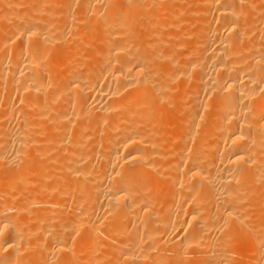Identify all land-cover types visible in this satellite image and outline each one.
<instances>
[{
  "label": "bare ground",
  "instance_id": "1",
  "mask_svg": "<svg viewBox=\"0 0 264 264\" xmlns=\"http://www.w3.org/2000/svg\"><path fill=\"white\" fill-rule=\"evenodd\" d=\"M0 98V264H264V0H0Z\"/></svg>",
  "mask_w": 264,
  "mask_h": 264
},
{
  "label": "rangeland",
  "instance_id": "2",
  "mask_svg": "<svg viewBox=\"0 0 264 264\" xmlns=\"http://www.w3.org/2000/svg\"><path fill=\"white\" fill-rule=\"evenodd\" d=\"M2 20H3V19H2ZM2 20H1V26H2V27H5L6 23H5V22H2ZM3 21H4V20H3ZM2 23H3V25H2ZM4 23H5V24H4ZM6 93H7V92H6ZM4 95H8V94H4ZM4 95H3V96H4ZM12 96H14V95H12ZM3 98H4V97H3ZM3 98H2V99H3ZM5 98H6V96H5ZM13 98H14V101H15V97H10L9 99H10L12 102H14V101H13ZM2 99L0 98V102H1L2 105H3L5 99L3 100V102L1 101ZM1 103H0V104H1ZM14 103H15V102H14ZM14 103H13V104H14ZM2 105H0V106L2 107ZM14 105H15V104H14ZM1 107H0V108H1ZM0 120L2 121V115H1V114H0ZM31 151H32V149H31ZM31 151H29V152H30V153H29V157L26 158V160H28L29 163H30V167L34 164V166H32V168H40V169H41V168L44 167V165H45V167H46V165H47L48 169H45V168H44V169H45L46 171H48V170L50 171V170H51V172H50V175H51V176L55 177V174H53L54 172H57V173H56V174H57V175H56V178H57L58 176H59L58 178H61V177H60V175H61L60 172L64 175V177H65V175H67V173H66L67 171H66V170H65V171H64V169H63V171L60 170V169H62V168H60V167H61L60 164H58V165H57L58 167H56V169L53 170V168L56 166V163H53V162H52V164H51V161H48V160H52V157H53L54 153H50V154H52V155L49 154V157H47V156H44V155H43L44 150H43L42 148L39 149V150H38V149H37V150L35 149V151H37V152H35V153L38 154V156H37V154L34 153V149H33V152H32V153H33L35 156H37V157H35L34 155L31 157V154H32ZM41 151H42V152H41ZM38 152H39V153H38ZM33 157L36 158V159H34ZM45 157H46V158H45ZM29 158H30V160H29ZM50 158H51V159H50ZM37 159H38V160H37ZM40 159H42V160H40ZM26 160H25V161H26ZM34 160H36L37 162L35 161V162L33 163ZM28 161H27V162H28ZM30 161H31V162H30ZM41 161H42V162H41ZM39 162H40L41 164H40ZM47 162H48V163H47ZM25 163H26V162H23V164H25ZM29 163H27V164H29ZM32 163H33V164H32ZM38 163H39L40 165H38ZM23 164H22V165H23ZM35 164H36V165H35ZM48 164H49V165H48ZM53 164H54V165H53ZM25 165H26V164H25ZM35 166H36V167H35ZM37 166H38V167H37ZM23 167L26 168L27 166H26V167L23 166ZM28 167H29V165H28ZM51 167H52V169H51ZM49 168H50V169H49ZM57 168H59V169H57ZM26 170H28V168H26ZM26 170H25V172H26ZM41 170H42V169H41ZM52 170H53L54 172H52ZM56 170H58V171H56ZM59 170H60V172H59ZM64 172H65V173H64ZM26 173H28V172H26ZM48 173H49V172H48ZM48 173H47V174H48ZM51 173H52V174H51ZM63 175H62V176H63ZM158 176H159V175L154 176V178L156 177L155 179H154L153 177H151V182H152L153 180L156 181V179L159 178ZM34 177H35L36 179L39 178V176H34ZM57 180H59V179L54 180V183H55V181H57ZM60 180H63V178H61ZM60 180L58 181L59 183L62 182V181H60ZM37 181H38V180H37ZM37 181L34 182V183L36 184V185L34 184V186H35L36 188H33V191L43 190V189H45L46 187L49 188V187H51L52 185H53V186L55 185L53 182L48 181V182H50V183H52V184L49 185V183L47 182L48 186H46L47 184L45 183V185L42 184L43 187H41L42 185H40L39 182L37 183ZM151 182H150V183H151ZM158 182H159V180H158ZM56 183H57V182H56ZM153 183H154V182H152L151 184H153ZM31 184H32V183H31ZM37 184H38V185H37ZM160 184H161V183H160ZM160 184H159L158 186H160ZM29 185H30V184H29ZM29 185H28V186H29ZM30 186H33V184L30 185ZM55 186H56V185H55ZM55 186H54V187H55ZM154 186H155V187H154ZM154 186H153V187L156 189L155 193L157 194V193L159 192L158 194H159V197H160V198H159L158 202H160L161 199H162V193L164 194V192L166 191V189H167L168 186H167V184L164 185V183H162V188H159V187H158V188H159V191H158L157 188H156V187H157L156 183L154 184ZM163 186H164V187H163ZM44 187H45V188H44ZM29 188H30V187H29ZM29 188L26 189V191H27L28 194L31 193V191H32V189L30 188V190H29ZM163 188H164V189H163ZM35 189H36V190H35ZM46 189H47V188H46ZM161 189H162V190H161ZM33 191H32V192H33ZM161 191H163V192H161ZM158 194H157V195H158ZM73 202H74V201H73ZM161 214H162V216H161V215H158V216H159V220H160V219H161V220L166 219V218H167V217L165 218L166 215L169 217V215L166 214V213H164L165 215L163 214V212H162ZM160 216H161V217H160ZM155 220H158V219L156 218ZM161 220H160V221H161ZM155 222H156V221H155ZM155 222H153V223H154L157 227L153 224L154 227L157 228V229H159V230H160V229L162 230L163 228H159V227H158V225L162 226V225L160 224V223H162V221H161V222L157 221V224H156ZM158 222H159V224H158ZM164 231H165V230H164ZM162 234H163V236L165 237V234H164L163 232H162ZM162 234H161V235H162ZM161 235H160V236H161ZM163 236H162V237H163ZM167 236H168V234L166 235V237H167ZM164 237H163V238H164ZM158 238H159V237H158ZM165 239H166V238H164V240H165ZM165 245H166V244H165ZM168 246H169V245H168ZM165 247H166V246H165ZM188 251H189V250H188ZM188 251H187V252L184 251V253H185V254L188 253L186 256H187V257H188V256L190 257V258L188 257L189 260H188V258H187L186 256H184L185 254L183 253V251H182L181 253H179V254H181V255H178V254L176 255V253L174 254V252H170V251H168V249H166L165 254L168 255V259L171 258V259L169 260V264H174V263H175V264H183V261L186 262L187 264H189V263H191L193 260H195L196 255H195L194 253H192V252H191V255H190ZM166 252H169V253H166ZM193 252H194V251H193ZM97 253H98V255H99V253H102V252L99 251V252H97ZM97 253H96V255H97ZM170 253H172V254H170ZM192 254H193V255H192ZM100 255H101V254H100ZM169 255H171V256L169 257ZM182 255H183L184 258H181ZM174 256H175V257H174ZM180 256H181V257H180ZM193 256H194V257H193ZM192 257H193V258H192ZM172 258H173V259H172ZM234 258H236V257L234 256ZM186 259H187V261H186ZM171 260H172V261H171ZM177 260H178V261H177ZM172 262H173V263H172ZM188 262H189V263H188ZM186 263H185V264H186Z\"/></svg>",
  "mask_w": 264,
  "mask_h": 264
}]
</instances>
